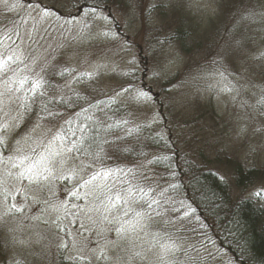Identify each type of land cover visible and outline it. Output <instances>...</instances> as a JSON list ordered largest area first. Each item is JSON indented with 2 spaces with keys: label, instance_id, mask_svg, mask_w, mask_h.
Instances as JSON below:
<instances>
[{
  "label": "rangeland",
  "instance_id": "374dc122",
  "mask_svg": "<svg viewBox=\"0 0 264 264\" xmlns=\"http://www.w3.org/2000/svg\"><path fill=\"white\" fill-rule=\"evenodd\" d=\"M178 24L182 47L173 35ZM0 28L7 71L0 96V264L174 263L169 250L143 240L149 231L129 219L125 202L118 200L113 217L110 205H95L100 173L86 187L65 183L85 178L83 172L112 180L117 168L141 174L143 160L161 147L195 171H216L233 199H264V178L239 188L232 170L234 163L264 170V0H0ZM37 81L61 103L20 131L24 94ZM78 98L84 103L76 108ZM75 108L69 132L65 119ZM84 116L115 132L98 160L74 150ZM187 216L183 209L170 218L190 224ZM205 253L198 264H239L223 252Z\"/></svg>",
  "mask_w": 264,
  "mask_h": 264
},
{
  "label": "trees",
  "instance_id": "16d2710c",
  "mask_svg": "<svg viewBox=\"0 0 264 264\" xmlns=\"http://www.w3.org/2000/svg\"><path fill=\"white\" fill-rule=\"evenodd\" d=\"M1 30V28H0ZM183 30L180 24L175 28L174 37L180 47H182ZM3 33L0 32V45L3 42ZM190 39V35L188 34ZM4 52H0V96L3 94L4 74L2 65ZM16 53L12 52L11 57L16 58ZM12 73V72H11ZM14 73V72H13ZM34 80H37L36 78ZM46 77L42 78V84ZM22 119L18 128L20 131L26 129L33 121V117L49 112L50 105L57 106L50 100L46 88L31 86L23 97ZM44 100L42 102L41 100ZM74 100V107L83 106L84 100L78 98ZM65 119L64 130L69 131L67 126L69 119L73 118L74 112ZM110 115L111 109L105 106ZM67 110V109H66ZM0 111L2 107L0 106ZM70 111V110H69ZM112 112V111H111ZM21 113V114H22ZM80 116V115H76ZM82 117V126L75 136V152L88 155L90 160L102 154L100 150L106 145H110L115 134L109 131V125L98 126L93 121ZM64 122V123H65ZM81 122L77 119L75 124ZM70 132V131H69ZM113 143V142H112ZM164 150L158 154L150 156L151 160L144 159L141 165L144 167L141 174L135 172L118 171L112 180L111 176L102 177V171L94 174L83 172L85 178L71 176L65 178L67 186L76 181L86 187L92 184L94 175L100 173V187L93 186L95 205L99 208L110 205L108 213L113 217V210L118 207V200L126 203L124 212H128L129 219L143 223V228H147V237L143 238L152 246L153 250H169L170 259H174L171 264H198L199 259L205 256V251L213 249L214 253L223 252L232 261L239 264H264V199L253 196H246L241 199H233L228 183L212 169L193 170L191 161L177 160V152L171 147H161ZM81 158V157H80ZM84 158V157H82ZM148 160V165H146ZM117 164H113L114 170ZM234 173V184L236 187H243L256 178H264V170L247 168L243 169L239 163H234L232 167ZM120 176L122 178H120ZM113 177V176H112ZM120 180V181H119ZM124 181V182H121ZM126 189V190H124ZM128 193V197L118 199L116 196L121 193ZM109 199V201H106ZM128 200V201H127ZM181 203L183 208H175L172 202ZM185 209L188 217H192L193 222L185 223V218H180L181 223L177 224L172 217L180 215ZM168 215V216H167ZM182 216V215H181ZM186 216V215H184ZM189 219V218H188ZM141 223V224H142ZM168 244V248L163 245ZM197 249L202 251L199 258L192 257Z\"/></svg>",
  "mask_w": 264,
  "mask_h": 264
},
{
  "label": "snow or ice",
  "instance_id": "6c2138e0",
  "mask_svg": "<svg viewBox=\"0 0 264 264\" xmlns=\"http://www.w3.org/2000/svg\"><path fill=\"white\" fill-rule=\"evenodd\" d=\"M37 86H39V81H37ZM140 95H146V94L141 93ZM5 127H6V126H5ZM28 171L31 173L32 170L29 169ZM37 176H38V174H34V175L31 177L32 182H38ZM43 178H44V179H47L46 177H43Z\"/></svg>",
  "mask_w": 264,
  "mask_h": 264
}]
</instances>
